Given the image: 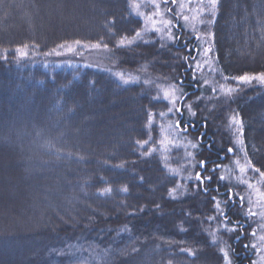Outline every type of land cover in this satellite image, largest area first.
Returning a JSON list of instances; mask_svg holds the SVG:
<instances>
[{"label": "trees", "instance_id": "1", "mask_svg": "<svg viewBox=\"0 0 264 264\" xmlns=\"http://www.w3.org/2000/svg\"><path fill=\"white\" fill-rule=\"evenodd\" d=\"M130 1L0 0V255L8 264H224L221 248L232 264L253 262L251 226L217 165L237 155L228 126L239 116L250 174L264 192L262 89L214 109L194 103L187 119L183 106L198 95L189 83L197 36L177 24L173 43L141 38ZM209 29L225 83L264 73V0H218ZM77 41L107 47L117 67L151 79L123 85L96 68L18 60V46L41 55ZM168 84L185 91L175 129L187 145L172 152L160 145ZM196 173L212 179L200 183Z\"/></svg>", "mask_w": 264, "mask_h": 264}, {"label": "rangeland", "instance_id": "2", "mask_svg": "<svg viewBox=\"0 0 264 264\" xmlns=\"http://www.w3.org/2000/svg\"><path fill=\"white\" fill-rule=\"evenodd\" d=\"M130 2L132 12L143 21V29L139 33L141 38L146 37V40H148L147 36L155 34L164 45L173 43L176 39L175 26L177 24L185 31L190 32V34H196L199 37L197 38L198 56L195 62L191 63L193 70L192 79L189 82L192 85V89L196 88L198 95L190 104L183 106L182 114L184 113L187 119H192L197 115L194 103L200 104L199 110L203 111L214 109L216 105H213L212 102L230 100L241 95L243 91L261 88L264 95V83L258 80H253L250 83H240L236 79H233L234 84L229 85L223 80L225 78L221 79L219 76L220 72L217 70L213 36L209 29L216 15L213 18L212 14L201 11L207 5V0H176L175 4L172 3V0H131ZM157 5L159 6L158 8ZM157 11H159V15L156 14ZM202 26L207 27L205 32H201ZM205 48H211L212 51L205 55ZM23 50L26 51L27 55L21 57L18 54V60L37 62L45 66L78 64L96 68L110 74L123 85L133 84L142 79L148 82L151 79L142 72L128 71L117 67L111 60V51L101 45L74 43L63 45L52 52L41 55L33 50ZM229 89H233L234 91L227 94V90ZM161 93L162 97L169 103L171 111L167 112V116L170 118L167 117L168 121L163 126L162 142L160 145L167 152H172L178 145H187L182 135L183 129L181 132L175 129V124L179 119V111L177 109L180 107V101L185 91L177 85L168 84L162 88ZM166 93L167 96H165ZM251 109L252 112L259 113L256 106L251 107ZM234 119L241 121L239 116L238 118H233L229 122L228 132L234 139L237 155L229 163L219 164L217 167L221 170L223 180L233 186L236 196L239 198L243 197V200L240 199L243 206V215L251 226L249 245L254 255L252 264H264V240H261V237H264V195H262L264 192L259 187L260 179L252 178V174H250L251 168L247 167L249 162L242 143V125L238 126L235 124ZM257 119L264 124L261 115H258ZM229 153L231 154L232 152ZM233 154L235 155V152ZM3 157H6V154L0 152V159ZM242 167L245 168L244 173L240 172V168ZM249 184L253 185V187H249ZM249 209L256 212L257 215L249 217L247 215ZM254 231L256 233L255 236L251 235ZM226 251L229 253L228 250ZM229 259L232 264L230 256ZM0 261L2 264H8L4 254L0 255ZM10 264L13 263L10 262Z\"/></svg>", "mask_w": 264, "mask_h": 264}, {"label": "snow or ice", "instance_id": "3", "mask_svg": "<svg viewBox=\"0 0 264 264\" xmlns=\"http://www.w3.org/2000/svg\"><path fill=\"white\" fill-rule=\"evenodd\" d=\"M172 3L175 4V3H176V0H172ZM217 3H218V0H207V5H206L204 8H202L201 11H202V12L206 11V12L212 14V16H213V18H214L215 15H216ZM158 7H159V6L157 5V8H158ZM169 11H171V9H169ZM156 14L159 15V14H160L159 11H157ZM209 23H211V21H209ZM210 35H211V34H210ZM197 38H199V37H197ZM77 43H79V41H77ZM120 46H123V44H121ZM27 47H28V45H24L23 48H21V47L18 46V47L16 48V52H17L21 57L26 56L27 53H26V51H24L23 49H26ZM211 51H212L211 48H205V49H204V54L207 55V54H208L209 52H211ZM7 53H8L7 51H5V52L3 53V57H4L5 59L7 58ZM235 79H236L238 82H240V83H250V82L253 81V80H258V81L264 83V73L255 74V75H252V76H249V75L245 74V75H242V76L236 77ZM126 82H127V81H126ZM232 91H234V90H233V89H229V90H227V94H230ZM165 96H167V93L165 94ZM169 111H171V109H169ZM177 111H180V109H177ZM149 122H151V121H149ZM234 123L237 124V125L239 126V125L241 124V121H240L239 119H234ZM179 126H180V125H179V121H177V127H179ZM191 146H192L193 149H195V148L197 147V145H195V144H192ZM141 147H143V145H141ZM228 151H229V152H232L233 149H232V148H229ZM189 156H191V153H189ZM206 163H207L206 161H201L199 166H200L201 168H203V167L206 165ZM247 167H248V168H251V167H252V165H251L250 162H249V164L247 165ZM253 171L259 172V169H253ZM240 172H241V173H244V172H245V168H243V167L240 168ZM261 177L264 178V173H261ZM196 179H197V181H199L200 183H203L205 180L210 181V180L212 179V177H211V176H208V177H202V174H201V173H196ZM220 179L222 180L223 177H221ZM248 186H249V187H253V185H251V184H249ZM109 191H110L109 189H105V190H103V193H108ZM121 191H123V192H127V189L125 188V189H122ZM103 193H102V194H103ZM171 194H172V193L170 192V195H171ZM262 195H264V194H262ZM232 196H233V194L231 193V190H229V199H232ZM240 199L243 200V197H241ZM213 200H214V203L216 204V209H217V211H219V209H220V205H219V203L216 202L215 198H213ZM220 215L224 217V219H225V225H224V226L226 227V225H227V217H226V213L221 212ZM247 215H248L249 217H254V216L257 215V213L254 212V211H252L251 209H249ZM238 227H239L238 225H234L232 228H227L226 230H228V231H236ZM251 235L255 236V235H256L255 231H254L253 233H251ZM261 240H264V237H261ZM245 247H248V245H245ZM253 247H255V246H253ZM220 252H221V254L223 255V261H224V264H231V261H230V259H229V253H228L227 251H225L224 248H221V249H220ZM189 254H191V253H189Z\"/></svg>", "mask_w": 264, "mask_h": 264}, {"label": "water", "instance_id": "4", "mask_svg": "<svg viewBox=\"0 0 264 264\" xmlns=\"http://www.w3.org/2000/svg\"><path fill=\"white\" fill-rule=\"evenodd\" d=\"M185 132H187V131H185ZM222 159H224V158H222Z\"/></svg>", "mask_w": 264, "mask_h": 264}]
</instances>
